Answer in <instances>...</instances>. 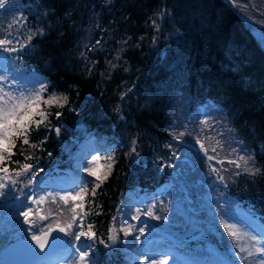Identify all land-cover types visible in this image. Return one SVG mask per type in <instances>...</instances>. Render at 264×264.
<instances>
[{
  "label": "trees",
  "instance_id": "trees-1",
  "mask_svg": "<svg viewBox=\"0 0 264 264\" xmlns=\"http://www.w3.org/2000/svg\"><path fill=\"white\" fill-rule=\"evenodd\" d=\"M12 3L11 12L20 17L16 26L19 42L10 47L20 51L0 55L10 56L18 72L45 78L49 82L45 98L55 94L60 99L52 106L41 103V109L48 113L45 124L38 132L33 125L28 134L29 145H24L22 138L16 139L12 149L15 155L9 160L23 163L24 156H31L27 162L44 169L37 180H52L73 168L72 157L80 142L91 139L83 160L98 154L106 163L104 166H113L94 202H88L93 200L89 195L85 208V230L90 221L96 233L92 244L101 253L102 264H123V250L134 236L119 231L118 245L107 250L109 228L114 226L118 231L120 210L131 209V214H135L137 206L129 196L139 194L150 197L155 214L167 217L160 221L173 224L171 230L175 234L187 236L193 224L209 227L210 223L222 238L220 242L209 235L212 243L219 242L217 246L223 252L228 251L226 243L233 245L230 229L220 223L217 215H192L194 210L187 208L185 213L178 211L187 206L177 203L184 195L183 187L188 189L195 208L209 209L217 204L209 199L212 190L205 187L209 181L220 180L217 173L205 163L206 156L179 145L184 137L200 148L194 133L184 132L190 128H174L177 116L184 119L186 114L200 115L207 106L219 108L222 125L236 143L238 155L254 156L255 167L261 169L255 175L235 176L237 169L227 161L237 155L223 156L219 159L224 161L223 166L215 168L224 177V185L216 184L214 190L235 198L237 205L264 226V49L232 7L224 0ZM41 31L42 35H34ZM29 35L33 36L31 42L27 40ZM25 44L27 47H22ZM62 96H67V101ZM57 111L62 113L59 119ZM53 128H59V134ZM181 132L186 135L180 137ZM133 141L135 154L131 153ZM186 151L192 156V164L186 158L183 161L182 156L189 154ZM107 156L113 159H105ZM174 161L179 163L177 168L184 167L187 172L174 174ZM26 182L23 176L19 178L13 188L16 197L22 196L19 189L30 191L25 188ZM166 182L174 184L162 193L170 196L151 197ZM7 201L16 202L12 196L6 204ZM45 201L43 216L61 215L56 213L63 207L62 215L71 218V200L67 206L58 198L55 203L51 197ZM2 207L0 198V224L5 218ZM7 209L10 215L15 212L14 207L7 205ZM219 209L217 206L213 211L223 216ZM17 225L18 222L11 224L14 230ZM7 229L0 226V250L14 241L8 238ZM137 242L134 239L132 248Z\"/></svg>",
  "mask_w": 264,
  "mask_h": 264
},
{
  "label": "rangeland",
  "instance_id": "rangeland-1",
  "mask_svg": "<svg viewBox=\"0 0 264 264\" xmlns=\"http://www.w3.org/2000/svg\"><path fill=\"white\" fill-rule=\"evenodd\" d=\"M230 7H232L237 14L240 16V18L243 20V22L246 24V26L251 30L254 37L260 44V46L264 49V0H224ZM12 11V7L7 10H0V38H3L5 35H7L9 32L12 35V38L14 41L18 40V31L16 29V26L19 24L18 19L20 17H16L14 12ZM8 22H12L9 24ZM19 41V40H18ZM16 45L17 42H14ZM12 44L10 46H14L15 44ZM8 53V52H7ZM15 68V74H22V72H17L16 67ZM7 75L11 76L13 75L12 72H8ZM24 79L19 80V87L26 88L29 92L33 90V86L36 89H39L40 84L36 83L35 81H42L47 86L49 85V82L47 83L46 79L37 76L36 74L30 73V74H24ZM8 86H10V81L6 82ZM7 90V87H6ZM13 93L15 95H19V92L15 90V88L12 89ZM206 111H201V114H197L196 112L191 114H186V117L184 119L177 118L174 121V128L181 127H188L190 129L185 130L184 132H188L191 130L193 132V136L195 139L197 137L199 138L200 142L204 144V149H201L198 151L199 147L197 146H191L193 144L192 142H187L186 138H181L179 140V143L181 145L187 146L190 150L194 151L193 153L199 154L202 157H205L207 153L208 156H215V159L212 161H206L205 163L211 167V171L213 167H222L223 164L218 163L217 161H220L219 159L223 156L229 157L232 156L235 158V155H238V151L235 148L236 143L230 138L229 130L226 131L225 127H223L222 118L220 117V111L216 107L207 106ZM173 123V122H172ZM203 126V128H201ZM184 130V129H182ZM186 141V142H185ZM219 141V143H217ZM91 139L85 138L83 141L80 142L79 148L77 151L73 154L72 161H73V168L69 169L68 171L64 172L62 175H59L56 179V185L51 186L50 183L46 182L45 180L39 181L35 185V192L43 194L41 192V189H48V190H54V189H63L71 187L78 178H81L85 176L86 174L83 173L82 165L87 164L88 160H83V152L90 146ZM189 143V144H188ZM216 149L215 152H213V149ZM235 148L236 152H233L232 149ZM206 149V150H205ZM171 152H173L171 150ZM189 153L188 151H186ZM177 154V153H176ZM190 154V153H189ZM185 154L183 155V161L186 159L189 160V163L192 164L191 160V154ZM207 159V158H206ZM174 163V174L176 175H183L187 172V169L184 167H179V163ZM187 163V162H186ZM99 164L104 165L106 164L104 161L100 160ZM176 164V165H175ZM91 166V165H90ZM235 166V165H234ZM217 168V169H218ZM88 179H92L91 177H88ZM211 183V184H209ZM171 185V189L173 188V183L169 182ZM224 185V182L219 181H209L207 182V185L205 186L206 189L212 190V192L207 194L209 196V199H211L214 203L210 205L209 209L202 208L199 210L195 208L194 201L191 198L188 189H185L184 187L181 190L184 191V195L182 197H179L177 200V203L181 205H187L184 209L182 208L181 211L185 213V209L194 210L191 212L192 215H195L198 213L204 214L209 213L213 215H217V217L221 220L222 215H218L216 211V207L219 206L220 209H227L230 213V218L226 219V222L229 224H237L236 228L230 229V231H235L237 235L235 237H230V239H234L233 245L226 243V248L228 249L227 252H223L219 250V245L214 246L209 241L211 240L208 236L212 235L217 238H219L220 242L222 241V238L220 236H217V230L216 228L209 223V227H201L200 223H195L197 225L193 224L194 222L190 223L193 224V229L191 233L187 236L178 235L175 233H172V227L173 224L170 222H161V221H155V219H150V217H145L143 214H141V223H137L134 220H131L130 216L133 214H130L127 209H123V211L120 210L119 212V221L118 224L120 226L118 227V231L115 233L110 232L111 235H116L117 239L115 242L109 239L108 244L106 245L105 249L110 250L116 247L119 243V239L117 234H119V229L121 227L127 226L129 223L136 225V228L133 229V235L134 239L135 235H138V228L141 226L147 225V235L141 236L138 242L135 244V246L132 248V245L134 244V239L128 240L126 243V246L123 250L124 253H126L124 257L123 264H133V260L131 257L136 252V246H139L141 251L144 249H150L153 253L154 258L157 260L161 259L164 254H169L170 259L168 261V264H216V260L220 264H260V254L256 252V248L260 247L261 244L257 243L256 241H253L251 239L252 235H259L260 237L264 238V229L262 224L255 218H250V215L247 212L241 213L239 210H241L237 205L232 197H228V194L226 192H218L217 190H214L215 185ZM169 189V185H164L163 189H159L158 192L164 193ZM170 189V190H171ZM30 191H32L30 189ZM179 193V192H178ZM158 196H170V194H157ZM10 196L7 198H2L3 200V207L2 211L5 214L4 222H1L0 226L3 228L7 227V232L9 233L8 238L12 237L14 240H18L19 238L27 239L30 237V233L26 231L27 225L23 223L22 217H19L17 215V207L16 202L7 201V204L5 201L9 199ZM132 197V196H131ZM155 197V196H154ZM150 198V197H149ZM149 198H147L145 195H139L138 197H132L135 205L146 208L150 205H153ZM46 199V198H45ZM129 202V201H128ZM131 208L133 207L132 202ZM7 205L10 207H14L15 212L9 213L7 209ZM134 205V206H135ZM47 206L46 201L37 204L33 203V215L31 217V221L33 224V227H40L43 225L42 231H46L45 229H48V226H51L55 228L56 221H60V226H65L67 223L71 222V218L67 219L66 216L64 217L62 214L58 216H52L49 217L47 220H43L42 217H44L43 210ZM127 207V206H126ZM139 207H135L139 208ZM180 207V206H178ZM208 208V207H207ZM199 210V211H198ZM205 210V211H204ZM197 212V213H196ZM10 215V216H9ZM150 221V222H149ZM18 222L17 229L14 230V228L11 226V224ZM213 222L215 220L213 219ZM189 225V224H188ZM190 226V225H189ZM209 230V233L207 231ZM71 231V230H69ZM211 233V234H210ZM40 234V233H37ZM109 236V237H110ZM210 239V240H209ZM28 240V239H27ZM92 240L88 241L92 245V247L89 249V253L92 256L93 260L95 261V264H102L101 262V253L99 250L92 244ZM180 242V243H178ZM180 244V246H179ZM170 246L173 249H168L167 246ZM190 245L193 247L190 248ZM198 246V251L200 254V257L193 258L194 252L197 250L195 247ZM179 249L186 255H191L192 258L184 256L185 254H181L179 252ZM240 248H244L248 251H251L253 253L252 256L247 255V251L241 253L239 256L236 255L237 252H239ZM55 250L50 252L48 255H46L44 258L39 259L37 262H34L32 264H79L78 257L75 253V248H69L66 245L64 246L63 250ZM147 264V262H146Z\"/></svg>",
  "mask_w": 264,
  "mask_h": 264
},
{
  "label": "snow or ice",
  "instance_id": "snow-or-ice-1",
  "mask_svg": "<svg viewBox=\"0 0 264 264\" xmlns=\"http://www.w3.org/2000/svg\"><path fill=\"white\" fill-rule=\"evenodd\" d=\"M11 7H14L12 0H0V10H7ZM39 34L42 35V31L35 33L34 35ZM33 36L29 35L27 40L31 42ZM14 42H19L18 40L14 41L11 33L9 32L3 38H0V52H17L20 49L10 47ZM99 44V41L96 42ZM22 47H27V45H23ZM14 61L10 56L0 55V198H7L8 196L14 197L16 201L17 207V215L22 217L23 223L27 225L26 231L30 233V237H28V241L30 245L34 242L36 247H38L41 251L45 250L46 245L48 247H53L54 245L58 246H67L69 248H75V253L78 257L79 264H95L92 256L89 253V249L92 247L88 241L94 239L96 237V233L93 230L94 225L89 221L85 230L84 217L88 215V212L85 211L86 201L89 195L93 197L92 201H88L89 203L94 202V198L98 194V189L101 188L102 184L109 179L112 170V164H107L106 166L99 164L101 157L98 154H92L90 160H88L87 164L82 165L83 173L86 175L78 178L74 181L73 185L68 188L63 189H41L40 193L35 192V185L39 183L37 177L44 171L42 167L37 168L32 163L27 161L31 160V156H24V161L21 163L20 161H11L9 157L15 155L12 149L15 147L16 139L22 138V143L24 145H29L30 141L28 139V134L30 131L34 130L39 131L40 126L45 124L48 113L41 109V103L52 106L59 102L60 97L53 94L51 96H47V85L42 81H35L40 84L39 89H36L33 86V90L29 92L26 88L19 87V80L24 79L22 74H15V69L12 67ZM115 67V65H113ZM8 72H12L13 75H7ZM10 81V86L6 84V82ZM7 87V90H6ZM13 88L19 95H15L13 93ZM62 95V94H61ZM64 101H67V96H62ZM61 107L63 104L60 105ZM57 119L62 115L61 112L57 111L55 113ZM36 117H40V119H36ZM47 126V125H45ZM59 134V128L51 129ZM186 133L181 132L179 134L180 137L185 136ZM176 137H174L175 139ZM45 141H41L43 144ZM186 142V141H185ZM135 141H133V147L131 148V153H136ZM196 143L199 144L200 148L204 149V144L200 142L197 137ZM219 143V141H217ZM32 147H36V145H31ZM195 146V145H193ZM216 149H213L215 152ZM233 152H236V149H232ZM24 155L23 152L20 153ZM206 158L208 161H212L215 159V156H208L207 153ZM175 155V153L173 154ZM105 159L112 160V156H107ZM255 157L252 155H237L236 159L228 160V164L235 165L237 171L233 173L235 176H240L242 174L255 175L261 171V169L255 167L254 165ZM220 164H223L224 161H217ZM11 164L17 165V167H10ZM91 165V166H90ZM171 167L172 165H168ZM103 167L107 168V171L102 172L101 169ZM213 172H216L218 178L223 181L224 177L219 175V169L213 167ZM23 176L26 179L25 188L31 189L32 191L25 192L24 189H19L22 193L20 198L16 197L13 194V188L17 185L19 178ZM91 177L92 179H88ZM93 185L91 188L88 185ZM226 186V185H225ZM46 197H51L52 201L57 202V198L59 201L63 202L64 206L68 205L69 200L72 201L70 212L71 222L67 223L65 226H60V221H56L55 228L48 226V231H42L43 225L40 227H33L31 217L33 215V203H41L45 200ZM223 213V216L220 220V223L226 229H233L237 227V224H229L226 222L227 218H230V213L227 209H219ZM63 207L59 210V213L62 214ZM131 214V209L129 210ZM54 213H50L53 215ZM97 215L99 212L96 213ZM141 214L145 217L153 218L157 221L161 219L167 220V217H161L160 215L155 214V205H150L146 208H136L135 214L131 215V220L136 221L138 224L141 223ZM43 220L49 219L48 216L42 217ZM114 222L117 221V218H113ZM136 228V225L129 223L127 226L121 227L119 231L123 232L124 235H133V229ZM147 225L141 226L138 228V235H135L136 239H140L141 236L147 235L146 232ZM71 230V231H69ZM111 233H115L117 229L114 226L109 228ZM55 232V234H53ZM40 233V234H37ZM228 235L230 237H235L237 233L235 231H229ZM70 237V238H66ZM113 242L116 241V235H111L109 237ZM251 239L260 243L261 246L256 248V252L260 254V264H264V238L259 235H252ZM103 243V241H101ZM247 251L248 256H252L253 253L244 248H240L239 252L236 253L239 256L241 253ZM133 260V264H168L170 259L169 254H164L161 259L157 260L154 258L153 253L150 249H144L141 251L139 246H136V252L131 257Z\"/></svg>",
  "mask_w": 264,
  "mask_h": 264
},
{
  "label": "water",
  "instance_id": "water-1",
  "mask_svg": "<svg viewBox=\"0 0 264 264\" xmlns=\"http://www.w3.org/2000/svg\"><path fill=\"white\" fill-rule=\"evenodd\" d=\"M55 234V232L53 233ZM63 246L54 245L41 251L34 242L30 245L28 240L19 239L0 252V264H29L37 261L51 250L59 249Z\"/></svg>",
  "mask_w": 264,
  "mask_h": 264
},
{
  "label": "bare ground",
  "instance_id": "bare-ground-1",
  "mask_svg": "<svg viewBox=\"0 0 264 264\" xmlns=\"http://www.w3.org/2000/svg\"><path fill=\"white\" fill-rule=\"evenodd\" d=\"M241 213H243L244 211L243 210H239ZM252 219V217H250ZM63 250V249H62ZM61 250V251H62ZM216 264H220V262L218 263V261L216 260Z\"/></svg>",
  "mask_w": 264,
  "mask_h": 264
}]
</instances>
